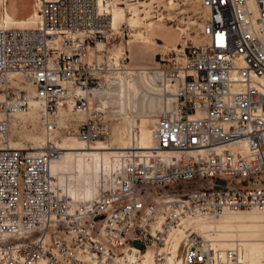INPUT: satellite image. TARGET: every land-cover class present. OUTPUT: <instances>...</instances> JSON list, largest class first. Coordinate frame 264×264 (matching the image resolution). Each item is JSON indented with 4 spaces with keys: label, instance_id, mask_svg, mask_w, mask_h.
Returning a JSON list of instances; mask_svg holds the SVG:
<instances>
[{
    "label": "built area",
    "instance_id": "obj_1",
    "mask_svg": "<svg viewBox=\"0 0 264 264\" xmlns=\"http://www.w3.org/2000/svg\"><path fill=\"white\" fill-rule=\"evenodd\" d=\"M143 1L39 0L34 28H0V264H135L126 252L148 248L154 264H244L239 247L219 249L192 229L173 254L170 235L188 219L264 208V0H188L198 41L135 69L162 102L153 144L141 148L133 126L112 187L76 214L52 187L62 137L113 133L110 107L93 96L109 70L97 44L114 39L115 6ZM176 4L154 0L152 19L170 21L162 11ZM29 98L39 102V151L7 146L31 130ZM60 108L73 113L63 124Z\"/></svg>",
    "mask_w": 264,
    "mask_h": 264
},
{
    "label": "bare ground",
    "instance_id": "obj_2",
    "mask_svg": "<svg viewBox=\"0 0 264 264\" xmlns=\"http://www.w3.org/2000/svg\"><path fill=\"white\" fill-rule=\"evenodd\" d=\"M152 2L153 0L147 4L150 5ZM33 5L34 8H36V14L31 19L23 22H14L10 19L8 14H4L2 19H0V28H34L37 24V7L39 5V0H34ZM137 7L138 6L131 7L132 16L128 18L130 25L132 26L133 23L137 22L139 25L146 26L147 30L150 31L153 23H144V20L150 19V17H148V12H146L144 17H141V10ZM111 13L112 28L118 33L120 27L124 25L120 24L118 26V23L121 20H127L126 16L123 12V8H117L116 6ZM9 23L33 24V26L9 27ZM137 35L143 36L146 42H153L151 35L146 36L143 35L142 32H138ZM128 42L129 40H127L125 44L128 45ZM180 44L184 45V41ZM162 47H168L167 43H164ZM97 48L104 52L106 44L99 42ZM171 48L174 49L176 46H172ZM119 54L120 53H112L107 56L109 70L104 73V86L94 91L93 96L100 98L103 105L110 107L112 114L115 112L118 115L119 119L123 122L122 129L119 130L118 133L115 131L112 143H108L107 140H94L89 143H84L74 137H62V140L58 142L59 147L62 149L61 155L59 158L53 160L50 165L52 187L55 188L68 203L67 210L69 213L76 214V210L79 209L80 206L93 200L98 192L103 189H108L106 188L108 185L112 187V182L120 167V163L116 156L120 149L127 147L129 143V131L133 126L138 128L137 140L141 148H148L154 142L152 128L155 123V112L162 107L161 99L156 89L151 87L146 74L135 70L142 67L132 68L128 62L122 63L125 56L121 57ZM99 55L98 59L102 61L103 54ZM38 109L39 102L36 99L29 98V109L24 118L32 125L33 129L37 128ZM80 113L81 112H78V114ZM71 114L73 113L67 111L65 108H60L59 122L63 124L65 118L71 116ZM130 114L132 116H129ZM73 116L77 119L83 118L76 115ZM115 130H117V128ZM11 139L7 146L12 148H26L24 146H16L19 143L13 142ZM34 142V145L27 149L39 151V148L44 142V137L42 135L41 137H36ZM104 178L106 179L103 181ZM101 182H103V184ZM99 186H102L100 191ZM222 226L238 227L239 230L243 232L249 231L254 238L240 237L238 240H253L254 242L234 243L233 241L235 239L230 238V234H222L221 236L225 237H221L219 240L215 235L218 233V230L214 231L213 229ZM186 229L197 231L222 250L240 246L241 258L244 264H260L264 262V208L224 211L219 217L214 219L193 218L182 221L181 225L174 229L170 235L173 254L177 252L178 255L179 241ZM243 245L244 247H242ZM241 247L243 249H241ZM126 256L132 259L135 264H154L152 259V248L140 252L139 256L133 255L132 252L128 251L126 252ZM176 260H178V256ZM36 264H43V262L38 261Z\"/></svg>",
    "mask_w": 264,
    "mask_h": 264
},
{
    "label": "rangeland",
    "instance_id": "obj_3",
    "mask_svg": "<svg viewBox=\"0 0 264 264\" xmlns=\"http://www.w3.org/2000/svg\"><path fill=\"white\" fill-rule=\"evenodd\" d=\"M151 0H145L141 2L142 7H137L140 9V15L141 17H144L146 12H148V17L150 19L144 20V23L146 22H152L153 25L149 30H147L146 26L139 25L137 22L133 23V25H130V21L128 18L132 16V11L130 6L129 9H124L123 7L116 6L117 8H123V12L126 16L125 21L121 20L118 23V26L120 24H124L122 28L124 29V37H122V32L119 29V32L116 33L113 36L114 39L109 38L108 43L106 44V49L103 52V58L102 63L104 66L107 65L108 59L107 56L111 55L112 53H120L119 56L123 57L126 55V63L128 62L130 67L137 68V67H146L149 65L154 64V58H158L159 54L167 53L171 47H175L176 45H179L180 43H183L184 40H192L193 42L198 41V35H196L198 27L200 25V18L198 17L199 12L197 11V7L192 4L191 2L178 0V4L173 6L172 9H164L163 13H168L167 16L170 17V21L168 20H162V21H156L155 19H152L153 16L150 15V11L152 9V3L148 5ZM154 1V0H153ZM34 0H9L8 3V9L12 13L13 17L15 19H22L27 17L32 10L34 9L33 5ZM4 8L3 3H0V18L2 17ZM125 22V23H124ZM33 26V24H15V23H9V27H29ZM142 32L143 35H151L154 37V43L153 42H145L143 36H138L137 33ZM182 38V39H181ZM129 40L128 45H126V41ZM187 41V42H188ZM164 43H167L168 47H162ZM179 43V44H177ZM125 51V54H124ZM128 56V57H127ZM125 61H122V63ZM113 111V110H112ZM157 112V111H156ZM155 112V114H156ZM78 117H83V114H75ZM129 116H132L131 114ZM114 119L113 122V133L109 140H107L108 143H112V138L115 135V131L118 133L119 130L123 127L122 120L119 119L118 115L114 112L111 116ZM30 124V123H29ZM117 128V130H115ZM32 129V130H30ZM30 131H24L21 130L19 132H14L12 135H17L18 137H13L11 140L13 142H17L16 146H24V147H31L34 145V139L36 137H41V133L38 131V129H33L30 124ZM20 138L23 139V143H21ZM34 143H33V142ZM106 178L103 179V181ZM103 184V182H101ZM101 184V185H102ZM102 187V186H101ZM101 187L99 186V191L101 190ZM106 188H110L109 185ZM218 233H216V237L220 240L222 234H230V238H234L233 241L238 243H248V242H254L252 241H240L238 240L240 237L245 238H254L252 233L249 231H241L238 227H229V226H222L217 229ZM243 234V235H242ZM218 240V241H219ZM220 242V241H219ZM223 246V245H222ZM235 246V245H234ZM238 246V245H237ZM227 247V246H224ZM240 247V246H239ZM244 247V245L242 246ZM241 247V249H243ZM249 247V246H246ZM244 253V251H243ZM256 264V263H254Z\"/></svg>",
    "mask_w": 264,
    "mask_h": 264
},
{
    "label": "crops",
    "instance_id": "obj_4",
    "mask_svg": "<svg viewBox=\"0 0 264 264\" xmlns=\"http://www.w3.org/2000/svg\"><path fill=\"white\" fill-rule=\"evenodd\" d=\"M0 3H3V8H4V11H3L2 17H3L4 14H8L9 17H10V19H11L12 21H14V22H23V21H27V20L31 19V18L36 14V12H35L36 8H34V9L32 10V12H31L27 17L22 18V19H18V20H17V19H15V18L13 17L12 13H11L10 10L8 9V3H9V0H0ZM2 17H1L0 19H2ZM23 25H24V24H23ZM152 38H153V40H154V37H152ZM145 42H146V41H145ZM153 43H154V41H153Z\"/></svg>",
    "mask_w": 264,
    "mask_h": 264
}]
</instances>
